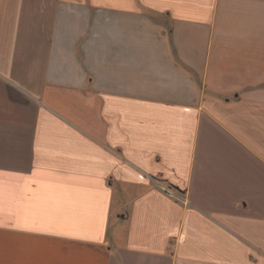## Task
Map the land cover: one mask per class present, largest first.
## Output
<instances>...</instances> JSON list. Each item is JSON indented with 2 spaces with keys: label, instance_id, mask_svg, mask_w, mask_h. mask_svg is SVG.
Masks as SVG:
<instances>
[{
  "label": "crops",
  "instance_id": "obj_1",
  "mask_svg": "<svg viewBox=\"0 0 264 264\" xmlns=\"http://www.w3.org/2000/svg\"><path fill=\"white\" fill-rule=\"evenodd\" d=\"M0 264H264V0H0Z\"/></svg>",
  "mask_w": 264,
  "mask_h": 264
},
{
  "label": "rangeland",
  "instance_id": "obj_2",
  "mask_svg": "<svg viewBox=\"0 0 264 264\" xmlns=\"http://www.w3.org/2000/svg\"><path fill=\"white\" fill-rule=\"evenodd\" d=\"M119 205H117V206L114 207V213H113V217H112L113 224L116 221H118V223L121 222V221H125V218H126V215H127V207L124 206L123 208H119L118 207Z\"/></svg>",
  "mask_w": 264,
  "mask_h": 264
},
{
  "label": "built area",
  "instance_id": "obj_3",
  "mask_svg": "<svg viewBox=\"0 0 264 264\" xmlns=\"http://www.w3.org/2000/svg\"><path fill=\"white\" fill-rule=\"evenodd\" d=\"M166 192L170 193V190L168 188H165Z\"/></svg>",
  "mask_w": 264,
  "mask_h": 264
}]
</instances>
